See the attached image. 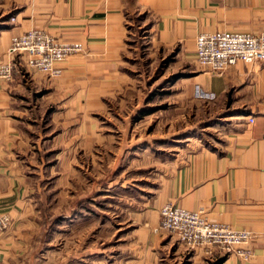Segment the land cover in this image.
Here are the masks:
<instances>
[{
  "label": "crops",
  "instance_id": "1",
  "mask_svg": "<svg viewBox=\"0 0 264 264\" xmlns=\"http://www.w3.org/2000/svg\"><path fill=\"white\" fill-rule=\"evenodd\" d=\"M31 28L77 41L82 50L59 64L57 78L32 67L15 71L10 81L0 78V216L13 225L0 232V264H6L16 243L13 229L30 219L33 210L32 177L38 172L28 158L40 146L31 134L41 131L38 140L48 142L49 124L42 119L54 114L61 118L60 137L77 128L83 137L96 134L99 126L88 111H100L108 98H119L132 75L126 63L133 59L168 60L176 68L193 64L196 74L188 77L226 111L215 143L182 152L170 167H159L144 187L134 218H144L138 229L147 239L146 253H161L159 264H264V61H238L220 73L194 62L199 33L262 32L264 0H0V62L9 59L10 38ZM137 30L142 36L131 42ZM65 114L78 120L70 124ZM167 202L202 208L210 219L252 231V256L244 260L228 254L213 260L199 251L184 252L155 230L159 209Z\"/></svg>",
  "mask_w": 264,
  "mask_h": 264
},
{
  "label": "rangeland",
  "instance_id": "2",
  "mask_svg": "<svg viewBox=\"0 0 264 264\" xmlns=\"http://www.w3.org/2000/svg\"><path fill=\"white\" fill-rule=\"evenodd\" d=\"M139 36L137 30L130 41ZM168 62H127L132 75L119 98H108L100 111H88L99 126L94 135L83 137L77 128L60 137L61 118L44 116L50 140L39 141L40 130L31 134L40 150L28 158L34 163L32 171L38 172L32 177L33 210L30 219L13 229L16 243L6 264L160 263L161 253H146L147 239L138 229L144 218H134L144 187L159 167H170L182 152L215 143L226 112L188 77L196 74V66L184 62L176 68ZM15 71L23 73L25 66L16 64L5 80H12ZM65 116L70 124L78 120ZM0 219L7 221L0 232L11 231L10 219ZM206 257L218 260V254Z\"/></svg>",
  "mask_w": 264,
  "mask_h": 264
},
{
  "label": "built area",
  "instance_id": "3",
  "mask_svg": "<svg viewBox=\"0 0 264 264\" xmlns=\"http://www.w3.org/2000/svg\"><path fill=\"white\" fill-rule=\"evenodd\" d=\"M81 50L77 41H61L44 28L28 29L10 38L6 49L9 59L0 62V78H11L17 63L57 78L62 73L59 64ZM194 52L195 64L213 73L238 61L263 62L264 30L258 34L232 30L202 32L196 36ZM248 121L253 123L254 118L249 116ZM6 223V219H0V228ZM155 230L175 237L189 251H199L204 256L233 254L247 260L253 254L252 231L210 219L202 208L189 210L167 202L159 209Z\"/></svg>",
  "mask_w": 264,
  "mask_h": 264
}]
</instances>
